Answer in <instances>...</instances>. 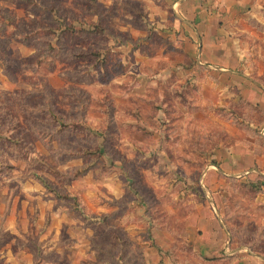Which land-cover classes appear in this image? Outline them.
<instances>
[{
	"label": "rangeland",
	"instance_id": "obj_1",
	"mask_svg": "<svg viewBox=\"0 0 264 264\" xmlns=\"http://www.w3.org/2000/svg\"><path fill=\"white\" fill-rule=\"evenodd\" d=\"M177 18L167 0H0V264L264 258V166L226 155L264 153L263 113L202 73ZM195 212L227 250H195Z\"/></svg>",
	"mask_w": 264,
	"mask_h": 264
},
{
	"label": "crops",
	"instance_id": "obj_2",
	"mask_svg": "<svg viewBox=\"0 0 264 264\" xmlns=\"http://www.w3.org/2000/svg\"><path fill=\"white\" fill-rule=\"evenodd\" d=\"M167 1L178 15V24L196 34L194 39L199 47L197 66L204 67L202 73L208 72L219 79L226 77L230 81L229 86L234 87L237 84L243 98L257 106L264 116V81L261 80L264 78V66L259 67L261 63L264 64V57L258 49L259 43L261 49L264 48V0ZM239 78L240 81L237 80ZM228 100L229 103L237 102L231 97ZM251 126L253 130L260 129V134L264 136V118L261 124L251 123ZM228 150L226 155L230 162L241 154L246 162L260 165L261 168L264 166V153L260 148L245 146L239 150L232 147ZM216 152L217 150L214 153L215 158H220L222 153ZM219 163L216 167L223 171L229 169L226 166L228 161ZM239 165L241 163L238 160L233 167ZM192 218L196 229L192 238L196 251L213 257L219 251L227 250V232L213 215L195 212ZM224 252L223 255H217L222 257L215 264H264V258L259 255L252 254L239 259L234 253Z\"/></svg>",
	"mask_w": 264,
	"mask_h": 264
}]
</instances>
